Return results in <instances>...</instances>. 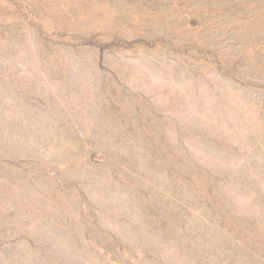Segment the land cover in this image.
Wrapping results in <instances>:
<instances>
[{
    "label": "rangeland",
    "instance_id": "obj_1",
    "mask_svg": "<svg viewBox=\"0 0 264 264\" xmlns=\"http://www.w3.org/2000/svg\"><path fill=\"white\" fill-rule=\"evenodd\" d=\"M0 264H264V0H0Z\"/></svg>",
    "mask_w": 264,
    "mask_h": 264
}]
</instances>
